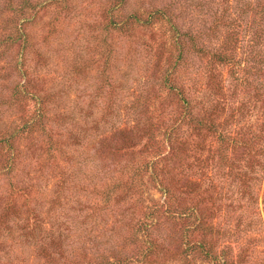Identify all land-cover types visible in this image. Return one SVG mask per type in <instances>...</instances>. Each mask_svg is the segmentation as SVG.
<instances>
[{
  "label": "rangeland",
  "instance_id": "obj_1",
  "mask_svg": "<svg viewBox=\"0 0 264 264\" xmlns=\"http://www.w3.org/2000/svg\"><path fill=\"white\" fill-rule=\"evenodd\" d=\"M27 2H31L30 6L39 10V16L27 28L33 35L37 49L44 56L37 66V73L44 81L41 94L51 92L63 98L64 102L59 101L60 106H57L56 110L70 112L75 118L72 129L78 131L84 128L89 136L79 148V153L72 154L76 157L74 162L57 156L58 168L54 167L53 159L45 152L41 154L39 149L43 148V144H35L36 154L42 156L27 155L18 166L17 178L13 177L15 178L13 181L19 183L18 188L21 190L13 199L15 206L20 208V212L22 211V215L25 216L27 204L41 205V217L45 228L49 230L50 219L45 212L59 194L61 169L69 180L65 185V188L67 186L65 197L61 198L63 209L59 212L62 215L58 214L59 220L67 217V214L71 215L72 211L91 215L93 208L103 205L101 196L103 191L112 185L110 176L111 178L118 176L115 171L128 166L139 170L145 161L152 158L146 154L119 157L108 153H96L90 144L98 143L102 137L109 136L110 131L115 128H129L134 125L135 117L132 114L133 110L139 107L137 102H143L145 94L156 92L157 87L162 84V72L166 69L164 63L172 44L173 33L164 22L155 24L149 30H137L130 39L123 35L104 39L103 32L98 26L102 20V9L108 5V0H27ZM237 3L238 0H129V7L140 8L144 15L154 9L169 8L179 32L190 31L203 36L206 30L216 23L219 26L216 37L208 35L211 43L206 46L218 49L221 43L223 45V36L226 34L222 32V13L226 9L228 14L232 13L235 18L232 8ZM21 4V0H16L8 8L4 6L2 20L13 16ZM31 12L28 8L26 16H30ZM56 15H59L57 19ZM2 20L0 29L5 26ZM217 20H220L219 24ZM238 37L239 42L235 44L232 54L236 61L243 59L248 53L247 41L250 39L243 33ZM203 40L207 42V39ZM4 62L7 65L8 61ZM10 63L15 65V61ZM183 68L173 76V82L185 89L195 113L206 116L211 112L215 113L216 117L213 119L218 132L225 133L227 138L249 139L255 135H264V125H261L264 123V116L260 103L257 104L251 88L243 91L240 87L239 79L246 76L243 66L234 70L230 65L213 67L208 58L191 55ZM211 70L214 74L212 78ZM5 73V70H0V76ZM6 75L0 80V85L9 81L4 80ZM96 90H100L97 96ZM161 93L163 90H160ZM162 105L164 109L160 118L167 127L172 123L177 111L175 104L171 102L166 101ZM1 113L0 119L5 126L17 120L15 111L1 109ZM231 113L233 120L229 119ZM93 122H97V129ZM60 133L62 134L58 137L60 141L71 143L72 134L66 131ZM191 135L192 127L185 122L177 128L174 135L176 137L173 139L175 143L177 139L186 141L193 139ZM157 137L160 142L163 141L162 135ZM255 146L256 149H260L262 145ZM205 148L199 161L194 162L193 159L188 161L190 167L185 176L177 175L176 170L170 174L177 178L181 176L185 183L190 180L200 182L202 185L197 196L190 195L182 204L190 206L197 200H203L204 196L210 197V204L206 206L205 213L208 217L207 222L219 233L216 246L218 253L225 254L229 251L233 257L244 254L247 264H264V157H261L260 161L257 153L252 163L251 159L249 162H238L237 171L246 172L248 178L245 182L240 181L239 186H229L230 180L225 176L226 167H223L219 159L222 154L220 140L212 137ZM226 154L228 157L238 159L237 156L234 157L232 150H227ZM84 158H88L89 161L86 168L82 169L79 162L81 163ZM257 161L262 163L257 164ZM163 163L162 160L157 162V172ZM250 167H253L254 171H250ZM94 168H99V172L93 171ZM141 173V183L136 185L140 186V195L131 198L127 204L123 203L114 208L104 227L106 230L112 233L120 230L121 225L117 220L122 218L123 211L128 217L133 214L136 218L144 220L145 210L158 201H164L161 189L151 181L149 173L145 171ZM98 177L100 181L96 183ZM7 180L5 175H0V196L9 189ZM176 186L177 194L181 193L182 186ZM113 203L114 200L111 199L109 204ZM212 203L214 206L211 209ZM126 207L129 210H125ZM91 227L87 230H91L92 236L98 238L103 236L101 222H98L97 227ZM181 232L182 223L177 220L160 227L161 247L164 250V258L159 260L161 264H183L181 257L177 255L182 248ZM87 236L88 234L81 239L85 240ZM194 236L198 238L199 235ZM118 245L120 252L124 254L135 255L139 251V246L134 243L123 246L119 242ZM3 253L0 251L2 256L0 264H21L24 258L27 264H33V253L27 248H15L13 251L7 249L8 254ZM196 263L206 264L199 261Z\"/></svg>",
  "mask_w": 264,
  "mask_h": 264
},
{
  "label": "trees",
  "instance_id": "obj_2",
  "mask_svg": "<svg viewBox=\"0 0 264 264\" xmlns=\"http://www.w3.org/2000/svg\"><path fill=\"white\" fill-rule=\"evenodd\" d=\"M13 1L16 0H0V20L4 17L3 7L8 8ZM21 1L22 4L15 14L9 19L2 20L5 26L0 29V70L6 71L7 77L4 80H9L0 85V116L1 109L6 111L9 109L15 111L17 118L15 122L12 121L6 126L0 119V175H5L9 185V189L0 196V245H2L0 251L7 255V249L13 251L15 248H27L33 253V264H131V262L161 264L159 260L164 258V250L161 247L160 227L177 220L182 223V248L177 255L181 257L183 264H197L196 261L206 264H247L244 254L233 257L229 251L225 254L218 253L216 246L219 233L207 222L208 217L205 213L206 206L210 204V197L204 196L203 200L184 206L183 201L190 198V195L197 196L202 185L200 182L190 180L185 183L181 176H185L190 167L188 161L190 159L194 162L199 161L206 150V143L212 137H216L222 144L219 159L223 167H226L225 176L230 180L229 186H239L240 181L247 180L248 174L237 171V163L249 162L250 159L252 163L257 153L261 161V157H264V135H255L249 139L227 138L225 133L218 132L213 119L216 117L215 113L211 112L206 116L193 111L194 107L188 94L182 86L173 82V76L179 69H184L186 60L191 55L208 58L213 67L230 65L234 70L243 66L246 76L243 79L238 78L240 87L243 91L246 88L252 89L264 116V0H253L254 2L238 0L232 8L235 18L232 13L228 14L226 9L223 11L222 32L226 34L223 36V45L221 43L218 49L206 46L211 43L210 37H216L215 34L219 30L216 23L206 30L203 38L202 35L190 31L179 32L169 8L154 9L144 15L140 8H130L129 0H108V5L102 9V20L98 26L103 32L104 39L118 35L130 39L135 31L149 30L155 24L164 22L171 28L173 36L164 63L166 69L162 72V84L157 87V93L148 92L144 95L143 102H137L139 107L134 109L132 114L135 117L134 125L129 128H115L110 131L108 138L102 137L98 143L90 145L96 153H108L119 157L146 154L152 158L145 161L139 170L128 166L115 171L118 176L116 178L110 176L112 185L103 191L101 196L103 205L93 208L91 215L72 211L71 215L67 214V217L59 220L58 214L62 215L59 212L63 209L61 198L65 197L67 188L65 185L69 180L61 169L59 194L45 212L50 219L49 230L45 228L41 217V205L30 206L26 203L25 216L22 215V211L20 212V208L15 206L13 199L21 190L18 188L19 183L13 181L15 179L13 177L17 178L18 166L23 158L27 155L30 157L40 155L36 154L35 144H43V148L39 149L41 154L45 152L53 159L54 167L58 168L57 156L74 162L76 157L72 154L79 153V148L89 136L84 128L78 131L72 129L75 118L70 112L56 110L57 106H60L59 101L64 102L63 98L51 92L41 94L44 81L37 73V66L44 56L37 49L33 35L27 28L35 22L39 10L30 6L31 2ZM170 6L173 7V4L170 3ZM28 8L32 12L27 17ZM58 16L56 15L55 19ZM219 21H216L217 24ZM241 33L250 37L247 41L248 53L243 59L236 61L232 54ZM203 39H207V42ZM4 60L8 61L7 65ZM13 61L15 65L10 63ZM5 75L0 76V80ZM213 75L211 70L210 77ZM160 90H163V93L160 94ZM96 91L95 96L100 90ZM166 101L175 104L177 111V115L167 127L160 118L164 109L162 103ZM237 110L240 114V109ZM230 118L234 119L233 113L230 114ZM185 122L192 127L193 139L186 141L177 139L175 143L173 138L176 137L174 135L177 128ZM96 123L93 122L95 129L98 128ZM61 131L72 134L71 143H64L58 139L62 135ZM159 135L163 137L162 142L157 137ZM257 144L262 145L260 149H256ZM227 150H232L234 157L237 156L238 159L228 157ZM159 160L164 163L157 172L156 165ZM88 161V158H84L81 163L79 162L82 169L86 168ZM260 161L256 163H262ZM249 169L254 171L253 167ZM95 170L99 172V168H94L93 171ZM175 170L177 175H181L178 178L170 175ZM141 171L149 173L151 181L161 189L164 201H158L145 210L144 220L136 218L133 214L128 217L123 211L122 218L117 220L121 225L120 230L115 233L106 230L104 227L114 208L123 203L127 204L131 198L140 195V186L136 185L141 183ZM99 181L98 177L96 183ZM175 185L182 186L181 193L177 194ZM111 199L114 200L113 204H109ZM213 206L212 203L210 208ZM125 210L129 208L126 207ZM98 222L103 225V236L100 238L92 236L91 230H87L92 225L91 228L97 227ZM86 234L87 238L81 239ZM195 234L199 235L198 238L194 236ZM222 235L225 236V233L222 232ZM119 242L123 246L134 243L139 246V251L135 255L124 254L118 248ZM25 261L24 258L21 264H27Z\"/></svg>",
  "mask_w": 264,
  "mask_h": 264
}]
</instances>
